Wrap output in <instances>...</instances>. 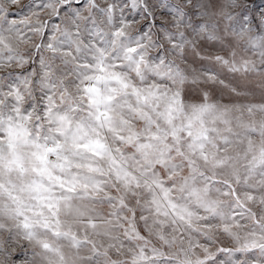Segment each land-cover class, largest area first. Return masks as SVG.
Listing matches in <instances>:
<instances>
[{
	"label": "snow or ice",
	"instance_id": "6c2138e0",
	"mask_svg": "<svg viewBox=\"0 0 264 264\" xmlns=\"http://www.w3.org/2000/svg\"><path fill=\"white\" fill-rule=\"evenodd\" d=\"M0 264H264V0H0Z\"/></svg>",
	"mask_w": 264,
	"mask_h": 264
}]
</instances>
